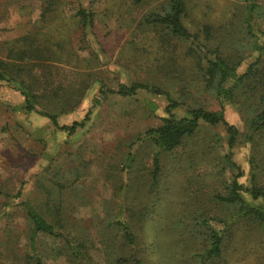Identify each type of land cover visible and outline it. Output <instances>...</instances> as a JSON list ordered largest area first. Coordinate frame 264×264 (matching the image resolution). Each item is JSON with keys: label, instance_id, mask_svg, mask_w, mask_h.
Wrapping results in <instances>:
<instances>
[{"label": "rangeland", "instance_id": "rangeland-1", "mask_svg": "<svg viewBox=\"0 0 264 264\" xmlns=\"http://www.w3.org/2000/svg\"><path fill=\"white\" fill-rule=\"evenodd\" d=\"M235 1L189 0L193 9L189 18L194 22L209 20L220 26V32L226 31L231 19L237 24V16H233L237 9ZM148 2L138 4L135 0H96L92 9L96 12L95 30L101 43L91 47L86 46L79 24L71 19L74 13L72 4L62 6L66 22L57 18L51 21L52 30H49L44 44L52 42L57 33L53 30L57 28L64 32L62 38L71 41L57 46L62 54L57 56L58 59L49 53L50 58H44L47 64L40 62L42 65L29 67L34 70L32 75L28 69L23 77L28 83L25 84L27 88L32 86L38 94L43 95L44 98L37 105L40 109L60 112L62 108L69 107L68 104L75 103L76 99L81 100L75 109L57 117L63 125L89 115L85 126L74 134L56 129L49 118L36 111L19 109L25 102V96L11 83L0 80V188L16 193L24 181L23 187L33 190L36 174L48 164L51 168L57 166L66 171L78 167L83 169L85 174L79 181L83 186L79 188L72 184L71 190L67 189L65 199L71 201L70 206L74 207L73 219L80 222L81 228L87 227L90 237L97 241L98 248L90 264H108L100 235L102 231L108 235L107 214L104 210L108 207V201L114 207L108 216L116 213L118 203L138 206L142 202H150L156 206L152 218L137 230L139 250L143 251L146 264H195L192 253L198 243L191 237L187 226L192 223L194 215L206 210L210 214L223 212L212 197L225 192L223 180L227 178L228 171L219 163V147L210 140L214 133L220 132L224 136L223 127L203 128L197 132L199 146L193 149V163L185 162L182 155L194 145L187 147L185 144L174 154L164 157L161 181L157 190L150 192L144 189V185L149 177L147 170L152 150L141 145L140 141L133 146L130 143L147 128L160 123V117L165 114L168 104L166 96L146 90H139L133 97L117 93L105 96L99 92L103 83L117 88L121 82L131 83L134 80H148L165 86L158 70L152 72V67L147 66L153 58L162 56L161 52H157V43L153 42L154 32L147 34L138 26L142 15L156 4V0ZM41 11L39 0H0V50L5 41L26 34L31 28L37 30L34 22L40 17ZM100 46L106 49V58L98 51ZM0 56L5 58L6 51H0ZM249 61L251 58H248ZM33 63L39 64L37 61ZM185 71L189 75L193 69ZM155 72L159 74L158 79L153 75ZM187 90H191L195 97H187L182 89L174 94L181 99L185 97V107L203 105L212 110L220 109L219 103L204 92L199 81L188 85ZM71 94L74 97L66 101ZM185 107L178 110L184 113ZM225 117L241 130L244 129L241 116L233 105L225 106ZM224 147H227L226 144ZM130 150L136 154V159L130 173L125 176L122 169ZM203 150H206L205 154ZM179 155L182 159L178 158ZM234 159L245 169L242 182L249 185L250 147L237 145ZM178 166L180 169L176 170ZM122 177L128 182L125 193L119 189ZM42 196L44 194L39 195V198ZM89 197L92 198L91 203L82 205V202H88ZM5 200V195L0 194V210ZM26 228V218L18 208L11 218L0 219V241L10 229L14 230V238H18L19 232H24ZM24 243V235L14 239V252L20 251ZM226 249V256L219 264H264V247L255 236L227 242ZM23 255L21 253L19 258L14 257L4 250L0 254V264H20ZM56 260L48 262L54 263ZM58 261L69 264L62 258Z\"/></svg>", "mask_w": 264, "mask_h": 264}, {"label": "trees", "instance_id": "trees-1", "mask_svg": "<svg viewBox=\"0 0 264 264\" xmlns=\"http://www.w3.org/2000/svg\"><path fill=\"white\" fill-rule=\"evenodd\" d=\"M39 1L42 11L34 22L37 30L31 28L28 33L3 43L4 47L0 51H6V57L0 56V80L11 83L25 96V102L19 109L36 111L49 118L56 129L72 135L85 126L89 115L82 120H75L72 124L63 125L58 122L57 117L75 109L81 100L76 99L75 103L68 104L69 107L62 108L60 112L40 109L37 105L44 97L32 86L27 88L25 84L28 83L25 82L23 73L29 69L32 75L34 70L29 67L42 65L40 62L46 63L44 58H50L49 53L56 55L55 59H58L57 56L62 54L57 46L71 41L62 38L64 32L57 28L53 30L57 33L52 42L44 44L49 30H52L51 21L55 18L67 21L62 10L64 4L73 5L71 19L79 24L86 46L100 44L101 39L95 30L96 12L92 9L96 0ZM148 1L151 0H135L138 4ZM235 2L237 9L233 16H237V24L231 19V27L220 32V26L214 22H194L189 18L193 11L189 0H156V4L142 15L138 26L147 34L154 32L153 42L157 43V52H161L162 56L153 58L147 66L152 67V72L158 70L165 86L148 80H134L131 83L121 82L117 88L103 83L99 90L105 96L117 93L133 97L139 90L166 96L168 104L165 114L160 117V123L147 128L130 143L133 146L140 141L141 145L152 150L147 170L149 177L144 185V189L150 192L157 190L161 181L164 157L174 154L180 146L194 145L182 155L185 162L193 163V149L199 146L197 132L203 128H224V136L218 132L210 138L219 147V163L228 171L227 178L223 180L225 192H219L212 197L223 212L210 214L206 210L194 215L192 223L187 226L190 228L191 237L198 243L197 249L192 253L195 264H219L226 256L227 242L234 239L255 236L264 247V0ZM229 35L230 39L226 40ZM100 47L98 51L106 58V49ZM248 58L251 61L248 62ZM36 61L39 64L33 63ZM191 68L192 73L186 75L185 70ZM159 74H153L155 79H158ZM198 81L204 92L219 103L220 109L212 110L203 105L185 107V97L181 99L174 95L182 89L187 97H195L187 87ZM73 97L74 94L67 96L66 101ZM227 104L237 109L244 123L243 130L226 119ZM183 107L185 111L181 113L178 109ZM239 144H245L251 149L249 185L242 182L245 169L234 159V148ZM127 156V163L122 169L125 176L130 173L136 159L132 150ZM50 166L48 164L36 174L33 190H26L23 187L24 181L16 193L0 188V194L6 197L0 210V219L11 218L20 208L27 223V228L24 232H19L18 238H14V230L11 229L2 238L0 254L4 250L6 254L12 253L14 257L24 253L20 257V264H63L58 261L59 258L69 264H90L94 251L98 248L97 241L90 237L87 227L81 228L80 222L73 219L74 207L70 206L71 201L65 199L67 189L71 190L72 184L79 188L83 186L79 181L85 174L84 170L78 167L66 171L62 167ZM127 183L125 177H122L119 189L124 193L127 192ZM42 194L44 196L39 198ZM91 200L89 197L88 202H82V205L91 203ZM118 204L116 213L109 216L108 213L114 211L113 205L108 201V207L104 208L108 235L103 231L100 235L106 263L146 264L143 251L139 250L137 230L152 218L156 206L150 202H142L138 206ZM20 235H24L25 243L20 251L14 252L12 242L19 239ZM259 235L262 237L259 238ZM49 260L56 261L49 263Z\"/></svg>", "mask_w": 264, "mask_h": 264}]
</instances>
